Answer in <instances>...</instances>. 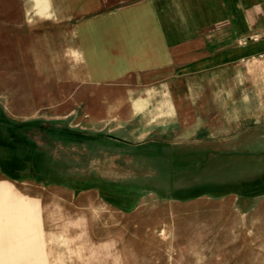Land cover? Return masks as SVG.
Here are the masks:
<instances>
[{
    "label": "rangeland",
    "instance_id": "obj_1",
    "mask_svg": "<svg viewBox=\"0 0 264 264\" xmlns=\"http://www.w3.org/2000/svg\"><path fill=\"white\" fill-rule=\"evenodd\" d=\"M17 15L0 0V264H264V87L214 119L129 122Z\"/></svg>",
    "mask_w": 264,
    "mask_h": 264
},
{
    "label": "crops",
    "instance_id": "obj_2",
    "mask_svg": "<svg viewBox=\"0 0 264 264\" xmlns=\"http://www.w3.org/2000/svg\"><path fill=\"white\" fill-rule=\"evenodd\" d=\"M16 1L19 29L48 32L54 63L129 122L214 119L243 81V104L264 87V0Z\"/></svg>",
    "mask_w": 264,
    "mask_h": 264
},
{
    "label": "bare ground",
    "instance_id": "obj_3",
    "mask_svg": "<svg viewBox=\"0 0 264 264\" xmlns=\"http://www.w3.org/2000/svg\"><path fill=\"white\" fill-rule=\"evenodd\" d=\"M9 192L8 191H5V190H0V203L2 204L1 207H0V210L2 212H0V220H2L3 218H5V215L3 214V209H4V203L7 202V200L9 199ZM19 208L16 209L17 213L19 212V214H21V211H18ZM29 244V243H28ZM13 247H15L16 249H20V248H23V249H26L27 248V244H26V241H22V240H18L14 245ZM18 252V251H17Z\"/></svg>",
    "mask_w": 264,
    "mask_h": 264
}]
</instances>
